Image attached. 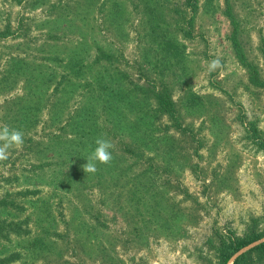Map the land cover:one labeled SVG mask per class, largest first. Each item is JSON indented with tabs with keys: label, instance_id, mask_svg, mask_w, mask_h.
<instances>
[{
	"label": "rangeland",
	"instance_id": "374dc122",
	"mask_svg": "<svg viewBox=\"0 0 264 264\" xmlns=\"http://www.w3.org/2000/svg\"><path fill=\"white\" fill-rule=\"evenodd\" d=\"M3 125L0 264H217L264 233V0H0Z\"/></svg>",
	"mask_w": 264,
	"mask_h": 264
},
{
	"label": "clouds",
	"instance_id": "9594fccd",
	"mask_svg": "<svg viewBox=\"0 0 264 264\" xmlns=\"http://www.w3.org/2000/svg\"><path fill=\"white\" fill-rule=\"evenodd\" d=\"M208 72H215L223 68L219 58L207 61ZM24 143V134L18 129L10 128L7 125L0 126V162L6 161L9 158V150L21 147ZM95 148L87 157V163L83 166V171L87 173H95L97 164H109L112 159L113 143L101 136L95 139Z\"/></svg>",
	"mask_w": 264,
	"mask_h": 264
},
{
	"label": "trees",
	"instance_id": "16d2710c",
	"mask_svg": "<svg viewBox=\"0 0 264 264\" xmlns=\"http://www.w3.org/2000/svg\"><path fill=\"white\" fill-rule=\"evenodd\" d=\"M234 44L237 52L240 54L242 60L244 61V57L240 53L239 46L237 45V43ZM166 104L169 105V103ZM255 234L256 233L252 231L243 237H237L222 241L221 245L216 250L217 264H228L233 258V264H250L251 254H264V241L255 245L248 251L242 252L250 245L262 241L264 239V233L261 235Z\"/></svg>",
	"mask_w": 264,
	"mask_h": 264
}]
</instances>
